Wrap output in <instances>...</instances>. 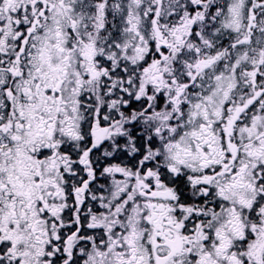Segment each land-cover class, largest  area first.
<instances>
[{"label":"snow or ice","instance_id":"1","mask_svg":"<svg viewBox=\"0 0 264 264\" xmlns=\"http://www.w3.org/2000/svg\"><path fill=\"white\" fill-rule=\"evenodd\" d=\"M0 264H264V0H0Z\"/></svg>","mask_w":264,"mask_h":264}]
</instances>
